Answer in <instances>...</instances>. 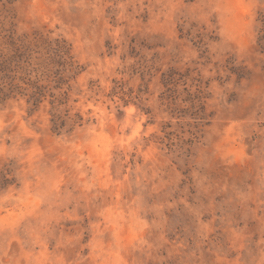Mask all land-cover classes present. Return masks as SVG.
Listing matches in <instances>:
<instances>
[{"label":"rangeland","instance_id":"obj_1","mask_svg":"<svg viewBox=\"0 0 264 264\" xmlns=\"http://www.w3.org/2000/svg\"><path fill=\"white\" fill-rule=\"evenodd\" d=\"M0 264H264V0H0Z\"/></svg>","mask_w":264,"mask_h":264},{"label":"trees","instance_id":"obj_2","mask_svg":"<svg viewBox=\"0 0 264 264\" xmlns=\"http://www.w3.org/2000/svg\"><path fill=\"white\" fill-rule=\"evenodd\" d=\"M2 180V178L0 177V181Z\"/></svg>","mask_w":264,"mask_h":264}]
</instances>
